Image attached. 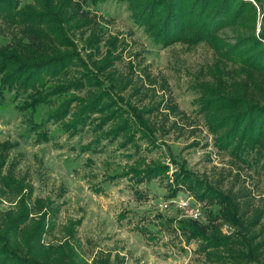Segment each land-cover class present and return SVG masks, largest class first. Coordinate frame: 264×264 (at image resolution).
Returning a JSON list of instances; mask_svg holds the SVG:
<instances>
[{
	"label": "rangeland",
	"instance_id": "obj_1",
	"mask_svg": "<svg viewBox=\"0 0 264 264\" xmlns=\"http://www.w3.org/2000/svg\"><path fill=\"white\" fill-rule=\"evenodd\" d=\"M30 2L21 0L19 7ZM74 2L80 3L83 12L79 7L73 21L85 22L74 29L67 28V23L62 25L73 47L69 55L76 54L70 57L69 78H79L82 73L93 76L112 91L119 107L133 109L145 119L152 128L154 144L141 140L140 148L135 150L131 144L120 145L122 140L118 138L113 142L103 139L96 145L89 125L70 135L62 121L54 123L48 118L61 102L55 95L48 96L54 105L40 103L32 114L35 122H45L49 134V140L39 141L26 124L28 113L21 110L28 94L5 90L0 97V142L18 143L11 156L17 160V174L27 179L22 191L29 196L27 204L34 217L42 211L36 208V199L57 209L51 217L55 226L45 234L44 241L57 244L66 237L62 226L79 219L76 246L89 264L96 259L107 264H206L197 251L201 240L186 241L178 230L179 222L190 218L174 202L167 210L160 206L190 196L201 207L203 218L196 220L199 224L214 223L226 236L245 228L252 243L262 242L264 170L254 162L247 164L227 150H219L199 108L204 86L231 88V67L222 64V77H218L217 53L204 42L156 44L134 21L125 2ZM251 2L257 7V33L262 27L264 0L261 9ZM75 7L69 6L68 12ZM225 32L229 41H234V32L229 28ZM10 39L11 30L0 19V46ZM249 88L260 96L258 88ZM87 89L71 90L65 96L84 97ZM75 107L72 102L71 111ZM133 135L139 134L135 131ZM156 164L165 165L162 175L135 182L144 167ZM132 168L134 172H130ZM182 169L203 186L230 197L242 225L251 224L242 229L231 225L221 216L219 204L198 200L185 187L175 196H168L175 174ZM17 197L0 184V211L14 208ZM140 226L147 227L154 238L140 231Z\"/></svg>",
	"mask_w": 264,
	"mask_h": 264
},
{
	"label": "trees",
	"instance_id": "obj_2",
	"mask_svg": "<svg viewBox=\"0 0 264 264\" xmlns=\"http://www.w3.org/2000/svg\"><path fill=\"white\" fill-rule=\"evenodd\" d=\"M88 1L99 4L107 0ZM118 1L128 4L134 21L148 31L156 44L204 42L217 53L218 77H222V64L231 67L234 80L231 88L227 85L204 86L199 108L205 114L219 150H227L239 161L254 162L264 170V16L261 29L255 33L257 7L254 3L251 0ZM253 1L261 9L262 0ZM20 2L0 0V19L11 30L10 41L0 46V97L5 90L28 94L21 110L28 113L26 124L37 140L47 141L49 134L45 122H35L32 114L40 103L54 105L48 96L55 95L61 102L48 118L54 123L62 121V127L70 135L89 125L95 133L93 143L96 145L103 139L113 142L118 138L122 140L120 145L131 144L135 150L140 148L141 140L154 144L152 128L145 119L133 109L125 111L119 107L112 91L103 88L93 76L82 73L79 78H69L70 57L76 54L69 55L73 47L62 25L67 23V28L74 29L84 24L85 21H73L76 10L80 7L82 11L80 3L74 0H32L19 7ZM69 6L76 7L68 12ZM228 28L234 32L231 35L234 41H229L225 32ZM105 64L102 63L98 70H102ZM249 85L258 88L260 96L249 90ZM87 86L84 97L65 96L71 90L81 91ZM72 102L76 106L73 111ZM68 116L70 119L64 121ZM135 131L139 135L134 136ZM17 145L10 140L0 142V184L5 191L18 196L14 208L0 211V264H89L76 246L75 228L80 224L79 219L62 226L66 237L57 244L44 241L45 234L55 226L51 217L57 209L50 207L51 203L36 199V208L42 211L38 217L32 214L27 204L29 196L22 192L27 179L17 174V160L11 156ZM129 170L134 172V168ZM165 170V165L146 166L135 182L151 180ZM173 180L168 196H175L185 187L198 200L219 204L221 216L231 225L242 229L251 224L250 221L242 225L230 197L203 186L186 171L176 173ZM138 229L154 238L147 227ZM178 230L186 241L201 240L197 251L203 255L206 264H264V239L252 243V236L247 235L248 229L226 236L214 223L201 225L190 219L180 221ZM101 262L103 260L96 259L91 264Z\"/></svg>",
	"mask_w": 264,
	"mask_h": 264
},
{
	"label": "built area",
	"instance_id": "obj_3",
	"mask_svg": "<svg viewBox=\"0 0 264 264\" xmlns=\"http://www.w3.org/2000/svg\"><path fill=\"white\" fill-rule=\"evenodd\" d=\"M193 200V201H191ZM175 203L177 207L182 209L185 215L192 220H200L203 218L200 204L196 202L192 197L180 198L178 200H169L160 204L161 209L167 210L171 203Z\"/></svg>",
	"mask_w": 264,
	"mask_h": 264
}]
</instances>
